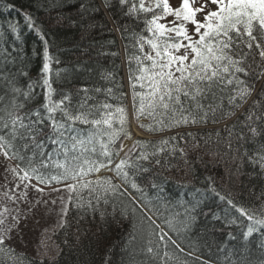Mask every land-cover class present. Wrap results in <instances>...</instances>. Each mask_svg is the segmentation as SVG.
<instances>
[{
    "label": "snow or ice",
    "instance_id": "obj_1",
    "mask_svg": "<svg viewBox=\"0 0 264 264\" xmlns=\"http://www.w3.org/2000/svg\"><path fill=\"white\" fill-rule=\"evenodd\" d=\"M80 8H90L95 14L103 11V25L113 23L115 27L109 31L119 32L126 41L131 115L141 129L163 132L224 121L226 148L234 153L232 159L246 160L254 171L259 170L258 175L264 174V0H179L175 6L171 0H89L87 4L81 3ZM24 18L29 27H36L30 13H25ZM81 27L87 35L97 23L90 19ZM8 29L15 32L16 26L9 24ZM83 54H88V48ZM108 55L118 53L97 52V56ZM18 57L19 52L0 49V154L20 163L27 160V170L17 163L5 171L14 176L23 171L21 181L34 176L40 184L64 182L68 203L83 211H99L102 218L109 204L115 212V201L127 197L132 205L131 214L139 212L148 229V246L140 251L167 264L172 257L167 251L162 256L154 252L152 238L158 237L160 242L171 238L154 219L156 211L148 206L151 201L132 195L129 189H142L134 179L130 182L129 176L130 172L133 177L148 172L144 162L154 160L155 165L162 167L158 157L175 156L177 151L186 156L184 148L170 143L178 138H162L155 144L133 140L129 109L123 103L126 94L122 82L116 80L115 70L99 65L89 67L85 61L75 69L76 73L86 74L84 84L75 88L54 87L61 81L69 84L77 77L66 69H58L50 77L53 58L47 50L36 78L29 75ZM145 120L150 123H144ZM215 135L217 143H222L221 131L217 130ZM186 136L195 139L191 132ZM179 139L184 140L185 136ZM130 140L131 146L127 143ZM210 141L211 134L204 142ZM49 145L52 152L45 151ZM149 148L153 150L148 151ZM53 155L62 156L63 163L57 165V175L46 177L41 169L48 165L43 161ZM37 158L41 161L39 167L35 166ZM102 170L112 175L89 178ZM36 190L43 191L38 187ZM211 190L215 192L214 188ZM260 198H264V193ZM228 203L233 204L232 200ZM179 206L182 212H171L164 223L173 230L180 224L183 231H191L198 219V205ZM165 207L171 209L172 205L165 201ZM238 211L249 221L246 238L256 232L264 233V205L260 214L245 208ZM67 212L66 206L61 208V227ZM120 214L127 217L129 210L121 208ZM3 222L0 219V224ZM11 231L9 227L0 232V264H23V257L10 246ZM126 254L133 264L136 252ZM256 264H264V259Z\"/></svg>",
    "mask_w": 264,
    "mask_h": 264
},
{
    "label": "trees",
    "instance_id": "obj_2",
    "mask_svg": "<svg viewBox=\"0 0 264 264\" xmlns=\"http://www.w3.org/2000/svg\"><path fill=\"white\" fill-rule=\"evenodd\" d=\"M88 2L89 0H0V49L19 52L18 62L22 61V66L33 78L37 77L44 59L43 53L47 50L53 58L50 77H54L58 69H66L77 77L69 84L61 81L54 84V87L75 88L84 84L86 74L76 73L75 69L77 64L85 61L89 67L99 65L115 70L116 80L122 82L126 94L123 103L129 109L133 140L140 139L155 144L162 138H178L170 143L184 148L186 156L182 157L177 151L175 156L158 157L162 159V167L155 165L154 160L151 163L144 162L148 172L137 173L135 177L130 172L129 176L130 182L134 179L142 189L140 192L129 189L132 195L141 201H151L148 206L154 207L156 211L154 219L171 238H166L164 242H160L158 237L152 238L154 252L162 256L167 251L172 257L167 264H201V261L206 264H256V261L264 259V233L256 232L246 238L244 233L249 221L238 211L239 208H245L250 213H261V205H264V198H260L261 193H264V174L258 175L259 170L254 171L246 160L242 162L232 159L234 153L227 152L226 148L228 134L223 131L224 121L219 124L181 126L163 132L141 129L131 115L132 96L128 87L124 52L126 41L119 32L109 31L114 29L113 23L103 25L106 15L103 11L95 14L90 8H80L81 3ZM25 13L31 14L35 28L28 26ZM90 19L95 20L97 27L85 35V28L81 25L86 26ZM9 24L16 26L15 32L8 29ZM85 48H88L87 55L83 54ZM97 52L118 55L97 56ZM37 99L41 97L38 96ZM144 123L150 121L145 120ZM133 125L141 136L133 131ZM217 130L221 131L222 143H217ZM188 132L195 136L194 140L186 136ZM209 134L211 141L205 144ZM180 136H185V139L180 140ZM131 144L132 141L129 146ZM45 151L52 152V146L49 145ZM138 152L139 149L137 154ZM217 152V155H212ZM12 159L16 164L20 163L17 159ZM40 163L37 158L35 166L39 167ZM43 163L48 165L41 169L43 175H57V165L63 163V157L53 155L50 160L45 157ZM20 168L27 170V160L20 163ZM97 175L108 176L112 173L102 170L101 173L90 174L89 178L94 179ZM30 178L40 184L34 176ZM153 184L157 187L153 188ZM40 185L61 186L64 182L51 181ZM213 188L215 192L211 190ZM84 196H87V192H84ZM228 200H232L233 204H229ZM165 201L172 205L171 209L165 207ZM115 203L117 210L113 212V206L109 204L106 215L102 218L99 211H83L67 200L68 212L63 218L64 225L61 227L60 222L53 231L55 250L50 255L33 256L11 248L23 257V264H130L126 253L132 251L136 252L132 258L133 264H161L159 258L140 251L148 246V229L142 223L139 212L131 214L132 205L127 197ZM183 203L198 205V219L191 231H183L180 224H176L173 230L164 223L170 218L171 212H182L179 205ZM101 208L104 209V206ZM121 208L129 210L127 217L120 214ZM171 241L176 243L172 244ZM2 256L3 253H0V257Z\"/></svg>",
    "mask_w": 264,
    "mask_h": 264
},
{
    "label": "rangeland",
    "instance_id": "obj_3",
    "mask_svg": "<svg viewBox=\"0 0 264 264\" xmlns=\"http://www.w3.org/2000/svg\"><path fill=\"white\" fill-rule=\"evenodd\" d=\"M171 3L178 5L179 0ZM133 131L140 134L135 125ZM127 143L130 145V141ZM15 165L12 158L5 159L0 154V219L4 221L0 232L11 227L10 246L14 249L33 256L50 255L55 250L52 234L61 222V208L66 206L69 193L63 190L64 185L43 186L31 178L21 181L22 171L17 176L5 171ZM25 184L29 187L25 188ZM37 187L43 191H37ZM53 188L61 191H52ZM5 208L7 212H3Z\"/></svg>",
    "mask_w": 264,
    "mask_h": 264
},
{
    "label": "bare ground",
    "instance_id": "obj_4",
    "mask_svg": "<svg viewBox=\"0 0 264 264\" xmlns=\"http://www.w3.org/2000/svg\"><path fill=\"white\" fill-rule=\"evenodd\" d=\"M133 126H134V125H133ZM135 127H136V126H135ZM137 130H138V129H137ZM140 134H141V133H140ZM140 134H139V136H141V135H142V134H141V135H140ZM130 143H131V141H130Z\"/></svg>",
    "mask_w": 264,
    "mask_h": 264
}]
</instances>
